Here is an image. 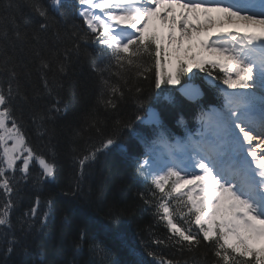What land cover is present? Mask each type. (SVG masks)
<instances>
[{
  "label": "snow or ice",
  "instance_id": "snow-or-ice-1",
  "mask_svg": "<svg viewBox=\"0 0 264 264\" xmlns=\"http://www.w3.org/2000/svg\"><path fill=\"white\" fill-rule=\"evenodd\" d=\"M75 4L83 27L73 24L70 34H62L55 25L58 17L67 23L71 0H0V241L4 245L0 264H36L29 259L33 249L26 238L35 235L37 225L45 228L54 201L48 198L42 208L37 195L23 211L21 192L54 185L59 179L54 140L57 122L69 113L62 93L73 87L66 89L64 82L71 55L88 60L96 77L97 104L77 118L81 123L71 126L72 140H83L85 150L77 156L80 179L64 195L77 196L80 180L103 157L120 154L128 159L124 136L133 137L144 147L140 157H132L135 175L150 185L138 197L157 222L166 223L169 234L161 239L150 231L151 239L141 241L143 248L138 250L124 233V212H110L109 222L99 224V231L127 251L129 264H189L160 255V246L189 254L207 249L216 258L214 264H264V0H75ZM213 12L222 13L229 24L243 26L234 32L219 31L223 21L218 26ZM157 17L170 27L167 44L152 28ZM186 39L196 40L200 52L193 53L191 43L185 48ZM93 45L95 55L87 50ZM181 52L186 60L180 59ZM33 65L39 86L32 81ZM193 68L198 71L193 73ZM142 80L147 81V93ZM198 80L214 89L222 104L202 109L200 128L172 144L173 134L161 113L146 103L153 92L155 99L172 108L182 103L177 93L197 102L204 95ZM126 93H134L135 100V110L128 116L121 115ZM109 118L112 129L106 132ZM177 122L185 123L182 116ZM33 134L41 143L46 141L47 152L34 144ZM161 148L167 149L164 162L159 159ZM174 212L183 223L174 222ZM73 249L89 251L87 264H121L99 234L80 230Z\"/></svg>",
  "mask_w": 264,
  "mask_h": 264
},
{
  "label": "trees",
  "instance_id": "trees-1",
  "mask_svg": "<svg viewBox=\"0 0 264 264\" xmlns=\"http://www.w3.org/2000/svg\"><path fill=\"white\" fill-rule=\"evenodd\" d=\"M71 3L73 6L68 11L67 23L59 17L57 18L58 23L55 25V29H59L62 34L64 32L70 34L73 24L83 27L76 14L75 0H71ZM53 31L48 33L50 42L54 39ZM65 43L70 46L69 41ZM60 47H63V45H60ZM87 50L95 55L94 45L88 47ZM97 61L101 62V58L97 57ZM32 70V81L39 86L40 82L35 72V65L32 66ZM165 71H167L166 68ZM149 75L152 76L153 74ZM200 76L202 77V75ZM112 79L122 86V81H118L116 77H112ZM64 82L66 89L69 85L73 87L70 92L65 90L62 93L65 102L69 105L68 116L60 119L56 124L57 136L54 143L56 145L59 179L54 185L36 190L29 187L21 192V209L23 211H27L28 207L34 203L37 195L42 201V208L44 207L43 202L48 198H52L54 201L53 212L45 228L39 229L37 225L35 235L26 238V242L33 249V255L29 259L35 261L36 264H87L90 259L89 251L84 249L80 253H74L73 249V241L76 239L78 232L85 230L89 235L99 234L114 248L116 259L121 264H129L132 258L127 251L121 248L110 236L99 231V224L109 222L110 212H124L122 217L124 233L129 242L136 246L138 250L143 248L141 241L151 239L150 231L155 237L161 239L166 238L169 234L166 223L163 221L157 222L152 214V209L147 208L138 197L139 192H144L149 187L135 175V165L132 157H139V142L133 137L125 135L123 142L129 149V158L125 159L120 154L103 157L80 180L81 188L78 195L75 197L65 196L64 192L73 188L75 181L80 179L77 156L85 150L83 140L75 142L72 140L71 126L81 123L77 118L96 106L97 87L96 77L91 73L88 60L85 58L78 60L75 55H71L70 70L68 76L64 78ZM85 83H87L86 88L82 86ZM140 83L145 86L147 93V81L142 80ZM197 83H200L205 91L202 101L190 102L177 93L182 103L179 107L172 108L167 106L166 101L163 99H155V92H153V98L147 101L146 107L157 108L168 128L174 131L170 124L175 121L177 116L191 114L198 104L208 105L218 99V94L214 89L208 88L203 81L198 80ZM126 95L127 99L121 106V115L128 116L135 110V100L133 99L134 93H126ZM113 118H109L106 132H111ZM137 127L147 128L146 125H138ZM31 138L40 150L47 152L46 141L41 143L34 134ZM93 139H98L95 133H93ZM20 234L18 224L17 235ZM152 247L156 248L155 245H152ZM3 248V242L0 241V259H3L4 256ZM158 252L160 255L172 259L188 260L189 264H214L216 259L207 249L189 254L186 252L180 253L171 247L160 246Z\"/></svg>",
  "mask_w": 264,
  "mask_h": 264
},
{
  "label": "rangeland",
  "instance_id": "rangeland-1",
  "mask_svg": "<svg viewBox=\"0 0 264 264\" xmlns=\"http://www.w3.org/2000/svg\"><path fill=\"white\" fill-rule=\"evenodd\" d=\"M163 12H164V10L163 11H161V15H163ZM175 14H176V16H177V19H179L178 18V12L175 10ZM217 15H213V17H216L217 18V20H216V22H217V25L219 26V24L221 23V21H223V26L224 25H229V28H237V27H242L243 25L242 24H240V23H236V24H229L226 20H223V14L222 13H216ZM171 15V14H170ZM218 16V17H217ZM203 22H205V17L203 16V14H201V16H200V23H203ZM191 23H193V24H196L197 23V21L195 20V19H192L191 20ZM152 28L160 35V36H162L163 38H164V40H165V44H167V36H168V34H169V31H170V27H169V25H167V24H165L164 23V21L162 20V19H160L159 17H157V18H153V21H152ZM229 28H227V29H229ZM218 29H219V27H218ZM175 35L177 36V37H179L180 36V25H179V23L177 24V26H176V29H175ZM191 43V46H192V48H193V53H196V52H200V49L198 48V47H196V40H193V41H191V42H189L187 39L184 41V47L185 48H188L189 47V44ZM176 45L174 44L173 45V47H175ZM204 55H207V53H204ZM180 59H184V60H186V56H185V54H184V52H181L180 53ZM174 63H175V58H174V61H173ZM188 62H190V61H188ZM167 70H168V68H166ZM198 70L197 69H195V68H193V73L194 72H197ZM204 75V73H200V75ZM205 85L207 86V84L205 83ZM208 87V86H207ZM208 88H210V87H208Z\"/></svg>",
  "mask_w": 264,
  "mask_h": 264
},
{
  "label": "bare ground",
  "instance_id": "bare-ground-1",
  "mask_svg": "<svg viewBox=\"0 0 264 264\" xmlns=\"http://www.w3.org/2000/svg\"><path fill=\"white\" fill-rule=\"evenodd\" d=\"M161 11H163V9H162ZM176 11H177L178 13H180L181 9L177 7V8H176ZM210 15L213 16V15H217V14H216V12H213V13H211ZM217 17H218V16H217ZM215 18H216V17H215ZM216 20H217V18H216ZM228 27H229V25H224V26H223V28H228ZM217 29H218V28H217Z\"/></svg>",
  "mask_w": 264,
  "mask_h": 264
}]
</instances>
